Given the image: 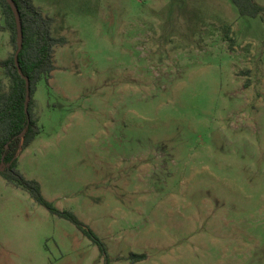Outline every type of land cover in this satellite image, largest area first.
Here are the masks:
<instances>
[{
	"label": "rangeland",
	"instance_id": "rangeland-1",
	"mask_svg": "<svg viewBox=\"0 0 264 264\" xmlns=\"http://www.w3.org/2000/svg\"><path fill=\"white\" fill-rule=\"evenodd\" d=\"M33 2L64 44L19 171L106 254L0 176V264H264V20L232 0ZM13 51L0 31V63Z\"/></svg>",
	"mask_w": 264,
	"mask_h": 264
},
{
	"label": "trees",
	"instance_id": "trees-1",
	"mask_svg": "<svg viewBox=\"0 0 264 264\" xmlns=\"http://www.w3.org/2000/svg\"><path fill=\"white\" fill-rule=\"evenodd\" d=\"M241 17L264 20V7L255 0H232ZM21 18L23 29V48L18 62L24 76H21L15 61L18 31L14 12L7 0H0V31L10 34L13 53L0 63V167L4 171L0 176L9 184L28 191L32 198L52 214L71 221L88 238L99 246L102 255L105 246L95 233L74 213L60 211L42 194L41 185L35 180L26 179L19 171V155L30 147L41 134L39 117L35 113L37 105L35 95L41 81L49 83L56 70L54 62L55 48L64 44L53 36V21L43 15L33 0H14ZM233 42V40H231ZM29 80L30 101L28 113L25 111ZM133 262L146 260V255L132 256ZM106 264H109L106 259Z\"/></svg>",
	"mask_w": 264,
	"mask_h": 264
},
{
	"label": "water",
	"instance_id": "water-1",
	"mask_svg": "<svg viewBox=\"0 0 264 264\" xmlns=\"http://www.w3.org/2000/svg\"><path fill=\"white\" fill-rule=\"evenodd\" d=\"M7 2L10 4V6H11L13 12H14L15 19H16V24H17V31H18L17 52L15 54V61H16V65H17V68L19 70L20 75L24 76L23 72L21 70V67L19 65V62H18L19 54H20V52H21V50L23 48V39H24L23 29H22V24H21V18H20V15H19V10H18L14 0H7ZM29 86H30L29 80L26 78V87H27V96H26V104H25L26 113H28V103L30 101ZM2 171H4V167H0V172H2Z\"/></svg>",
	"mask_w": 264,
	"mask_h": 264
}]
</instances>
